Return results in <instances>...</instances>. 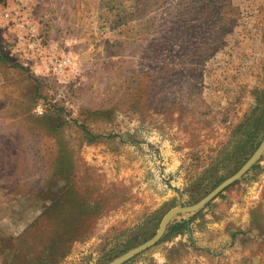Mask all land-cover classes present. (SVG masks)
<instances>
[{
	"label": "rangeland",
	"instance_id": "obj_1",
	"mask_svg": "<svg viewBox=\"0 0 264 264\" xmlns=\"http://www.w3.org/2000/svg\"><path fill=\"white\" fill-rule=\"evenodd\" d=\"M264 138V0H0V264H107ZM122 264H264V153Z\"/></svg>",
	"mask_w": 264,
	"mask_h": 264
},
{
	"label": "water",
	"instance_id": "obj_2",
	"mask_svg": "<svg viewBox=\"0 0 264 264\" xmlns=\"http://www.w3.org/2000/svg\"><path fill=\"white\" fill-rule=\"evenodd\" d=\"M262 153H264V138H262L256 149L247 158V160L238 168L236 172H234L229 177L225 178L222 182H220L217 186H215L198 201L189 205L175 206L169 209L163 215L156 232L149 239L135 246L134 248L124 252L123 254L117 256L107 264H122L129 258L155 244L159 240V238L164 234L167 224L172 218V216L177 213H191L204 206L208 201H210L214 196H216L220 191H222L227 185L240 178L254 164V162L261 156Z\"/></svg>",
	"mask_w": 264,
	"mask_h": 264
}]
</instances>
